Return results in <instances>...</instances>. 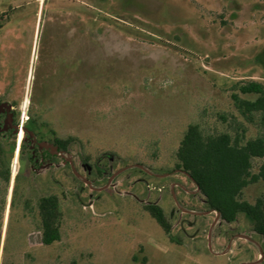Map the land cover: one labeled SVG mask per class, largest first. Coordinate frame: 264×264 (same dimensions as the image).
Returning <instances> with one entry per match:
<instances>
[{"label":"rangeland","instance_id":"1","mask_svg":"<svg viewBox=\"0 0 264 264\" xmlns=\"http://www.w3.org/2000/svg\"><path fill=\"white\" fill-rule=\"evenodd\" d=\"M0 15L8 17L0 21V97L17 104L20 121L24 111L25 122L31 112L44 132L72 138L73 161L85 158L91 174L82 170L83 175L97 188L108 182L104 171L130 165L155 174L174 172L176 151L192 123L206 135L264 138L261 115L255 113L249 122L233 101L234 94L256 98L241 94L240 82L264 85V0H46L42 6L38 0H0ZM35 38L37 46L40 38L49 43L45 54L40 50L41 58L47 57L54 38H70L69 89L58 90L64 76L49 74L46 62L36 60L38 50L30 69L29 45ZM18 138L4 144L11 172ZM263 165L264 158L254 159L253 171ZM175 173L155 177L130 168L101 191L62 166L53 171L52 180L42 177L29 186L17 181L15 210L11 218L7 210L0 230V264L258 260V250L242 238H235L225 255L209 251L208 232L216 213L203 217L179 210L170 185L177 182L188 190L196 186ZM18 174L19 169L14 181ZM174 193L183 207L207 210L199 193ZM38 194H56L62 201V240L49 246L36 241L41 235L36 202L27 203ZM261 195L263 182L244 192L249 200ZM147 203L164 210L174 241L146 209ZM236 234H251L264 248V238L239 214L235 222L215 226L213 251H224Z\"/></svg>","mask_w":264,"mask_h":264},{"label":"trees","instance_id":"2","mask_svg":"<svg viewBox=\"0 0 264 264\" xmlns=\"http://www.w3.org/2000/svg\"><path fill=\"white\" fill-rule=\"evenodd\" d=\"M237 89L243 95L256 96L254 100H249L233 95L234 105L240 114L252 122L254 114L259 113L264 122V85L257 81L240 82ZM56 139L57 142L63 141L57 136ZM69 140L72 144L73 139ZM14 149L13 146L11 151ZM4 153V146L0 143V230L7 210L10 209L9 218L15 210L18 190L16 179L12 198L8 199L12 172L9 158L5 160ZM256 158H264L263 137L244 140L241 135L232 136L228 132L206 135L199 124L192 123L187 127L176 151L175 168L185 172L198 185L199 194L204 197L205 203L211 210H218L223 221L234 222L239 214H244L253 229L264 238V195L252 200L244 198L246 188L264 183V165L257 172L253 171V160ZM146 209L174 241L172 226L164 210L156 205L146 206ZM63 217L62 201L58 195L40 198L36 223L45 246L62 240Z\"/></svg>","mask_w":264,"mask_h":264},{"label":"flooded vegetation","instance_id":"3","mask_svg":"<svg viewBox=\"0 0 264 264\" xmlns=\"http://www.w3.org/2000/svg\"><path fill=\"white\" fill-rule=\"evenodd\" d=\"M42 6V4L40 5ZM3 19L6 20L8 17L6 15H3ZM34 39V38H33ZM46 39L40 38L39 40V46H37V38H35V41L30 42L29 45V52L30 56L29 58V63L31 62V67L34 63V58H35V52L38 50L37 55H36V60L37 62L42 59L43 62H46L47 70L49 74L53 75H61L63 74L64 76V83L63 86H60L58 90H67L70 88L71 85V44H70V38H63V41L61 38H54L52 41L51 45V50L46 51L47 57L43 56L41 58L40 55V50L42 49L43 54H45V50L49 48V43L45 42ZM41 42H43L41 44ZM63 42V46H61V43ZM63 49V50H61ZM31 54L32 55V60L31 59ZM35 60V61H36ZM28 71V66L27 69ZM36 70V66H35ZM0 102H8L11 104V113H13V123L12 127L9 128V130H1L3 127V122L6 117V113H1L0 114V143L4 146L6 143H10L13 141V139L19 135L20 132L24 134L23 139L21 141L20 149H19V160H20V165H19V174L17 176V181L21 182L26 185H31L32 182H35V180H39L42 177H48V180H52L53 176V171L59 167L62 166L64 169L70 170L71 175L79 180L81 183H84L81 179L78 178V176L75 174V171L81 175H83L82 170L84 173H90L91 174V169L86 163L85 158L81 160L80 163H75L73 161L72 157V151H71V146L72 144L70 143V138H60L63 139L62 143L60 140L56 139L55 132L52 130L51 133L49 132H44L42 128H39L32 116V113L30 112L29 120L27 122H24L23 125L21 124V121L19 119V113H18V108L17 104L15 102L8 101L6 99H3L0 97ZM15 129H21L17 132V134H13ZM44 145H53L54 147H57L60 151L58 154L52 152L51 149L47 148ZM63 145V146H62ZM15 150V149H14ZM13 150V151H14ZM122 169V168H120ZM118 169L117 171H119ZM178 170L175 174H183L185 175L180 169H174V171ZM117 171L113 173H108L104 171L105 176H108V181L111 178V176L116 173ZM124 172V171H123ZM121 172L120 174H122ZM119 174V175H120ZM117 175L114 179L113 182L116 181ZM187 176V175H185ZM85 177V176H84ZM188 177V176H187ZM189 178V177H188ZM13 179H12V184H13ZM85 184V183H84ZM174 186V192L176 189H179L180 191L190 194L186 189H184L181 184L175 182ZM86 185V184H85ZM88 186V185H86ZM93 186V185H92ZM95 187V186H93ZM90 188V187H89ZM97 188V187H96ZM91 189V188H90ZM93 190V189H92ZM162 190L160 189V192ZM171 191V188H170ZM46 195H52V194H38L36 195L32 200H27V203H30L31 201H35V208L37 212V217H38V202L42 196ZM159 206L157 203H147L146 206ZM207 210L210 211L211 209L208 207L207 203ZM213 213V212H212ZM208 213L205 215H194V216H203V217H208L210 214ZM188 214V213H186ZM235 222V221H234ZM232 223V222H228ZM253 232L256 233L257 235L261 236L257 231L253 229ZM41 233V231H40ZM241 235V234H236L232 238H235L236 236ZM249 238V240L245 239L247 242L255 246V248L258 250L259 253H261V250L264 253V248L254 239L252 238L251 234H244ZM42 236V233H41ZM230 238V240L232 239ZM244 239V238H242ZM235 240V239H234ZM44 245V243L42 244ZM261 255V254H260ZM264 260V259H263ZM254 262V261H253ZM243 263H250V262H243Z\"/></svg>","mask_w":264,"mask_h":264},{"label":"water","instance_id":"4","mask_svg":"<svg viewBox=\"0 0 264 264\" xmlns=\"http://www.w3.org/2000/svg\"><path fill=\"white\" fill-rule=\"evenodd\" d=\"M1 113H6V117L4 119V122H3V127L1 130H9V128L12 127V123H13V113H11V104L8 103V102H0V114ZM21 131V129H15L13 134H17L18 131ZM46 146L47 148L51 149L52 152L55 151L56 154L59 153V149L57 147H54L53 145H44ZM130 168H139L145 172H147L148 174L152 175V176H155V177H168L172 174H174V172H177L178 170L176 171H171V172H168V173H165V174H155V173H152L151 171H149L146 167L142 166V165H139V164H135V165H130V166H127V167H124L122 169H120L119 171H117L116 173H114L111 178L109 179V181L107 182V184L103 187H99V188H96V187H93L92 186V183L91 181H89L86 177L84 176H81L79 175L76 171H75V174L78 176L79 179H81L86 185H88L91 189L93 190H97V191H101V190H104V189H107L108 187L110 186H113L115 184L112 183L113 179L119 175L121 172L127 170V169H130ZM185 175H187L185 172H183ZM188 176V175H187ZM189 177V176H188ZM194 183V182H193ZM195 184V183H194ZM174 186L175 184H171L170 185V188H171V192L173 194V198L176 202V205L178 207L179 210H181L182 212L184 213H188V214H191V215H205V214H208V213H216V217L214 219V221L212 222L211 226H210V229H209V232H208V249L209 251H211L214 255H225L227 254L228 252H230L231 250V245L234 241L235 238H244V239H247L249 240V238H247L246 235L244 234H241V235H238L236 236L235 238H232L229 242V244L227 245V247L225 248L224 251L222 252H214L213 249H212V238H213V231H214V228L215 226L220 222V221H223L222 220V217H221V213L216 210V209H212L210 211H194V210H190V209H187L185 207H183L177 200V197L174 193ZM182 186V185H181ZM196 186V189L195 190H188L186 189L184 186H182L184 189H186L189 193L191 194H197L199 193V187L197 184H195ZM36 241L39 242L40 244H43V240H42V236L41 235H38L36 237ZM260 258L254 262H250V263H242V264H261L263 262V259H264V253L263 251L261 250V253H260Z\"/></svg>","mask_w":264,"mask_h":264},{"label":"built area","instance_id":"5","mask_svg":"<svg viewBox=\"0 0 264 264\" xmlns=\"http://www.w3.org/2000/svg\"><path fill=\"white\" fill-rule=\"evenodd\" d=\"M26 113H27L26 111L23 112V117H22V121H21L22 125L25 122ZM18 137L19 138H18V143H17V149H16V152H15L13 166H12V179L13 180H14L15 175L18 172V169H19V149H20V145H21V141H22V132L19 133Z\"/></svg>","mask_w":264,"mask_h":264},{"label":"crops","instance_id":"6","mask_svg":"<svg viewBox=\"0 0 264 264\" xmlns=\"http://www.w3.org/2000/svg\"><path fill=\"white\" fill-rule=\"evenodd\" d=\"M38 1H40V5H41V4H43V2L46 1V0H38Z\"/></svg>","mask_w":264,"mask_h":264}]
</instances>
